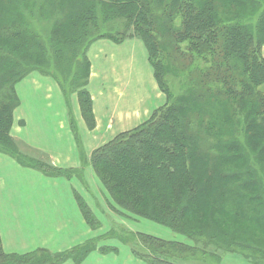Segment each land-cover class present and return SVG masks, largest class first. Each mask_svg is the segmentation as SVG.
I'll return each mask as SVG.
<instances>
[{"label":"trees","instance_id":"1","mask_svg":"<svg viewBox=\"0 0 264 264\" xmlns=\"http://www.w3.org/2000/svg\"><path fill=\"white\" fill-rule=\"evenodd\" d=\"M133 37L144 41L167 102L83 166L92 165L115 211L186 234L195 245L122 229L63 252L19 254L5 252L0 234V264H80L95 250L118 253L100 245L112 237L147 264H184L220 251L264 263V0H0V152L47 176L83 179L84 167H57L19 148L10 134L21 103L16 84L35 70L52 74L67 102L77 92L93 129L89 48L101 38ZM171 52L184 89L178 95L166 78ZM205 137L213 138L207 146ZM75 196L87 224L99 229L91 207Z\"/></svg>","mask_w":264,"mask_h":264},{"label":"crops","instance_id":"2","mask_svg":"<svg viewBox=\"0 0 264 264\" xmlns=\"http://www.w3.org/2000/svg\"><path fill=\"white\" fill-rule=\"evenodd\" d=\"M88 55L91 60L88 90L93 98L95 128L86 125L76 95L72 106L69 104L83 143L82 156L59 86L50 85L51 89L33 86L26 92L20 89L27 80L39 82L37 77H27L16 85L21 103L15 109L12 135L21 149L34 157L48 156L61 168L84 167L85 174L83 179L46 176L0 153V233L7 253H24L40 247L63 252L107 232L109 224L98 230L87 224L75 197L76 190L102 222L101 215L111 212L106 202L109 193L92 165L83 166V160L89 161L95 149L143 124L165 105L166 96L159 89L148 49L140 38H129L122 43L101 38L91 44ZM54 86L56 98L52 93ZM99 205L103 206V213L98 210ZM112 219L134 231L183 241L176 233H169L172 230L167 226L152 221L147 229L138 230L142 220L137 219L133 227L117 215ZM113 246H117L118 253L95 250L80 264H147L135 258L127 246ZM223 263L252 264L233 253H228ZM60 264L76 263L67 260Z\"/></svg>","mask_w":264,"mask_h":264},{"label":"rangeland","instance_id":"3","mask_svg":"<svg viewBox=\"0 0 264 264\" xmlns=\"http://www.w3.org/2000/svg\"><path fill=\"white\" fill-rule=\"evenodd\" d=\"M42 23H44V24H46V22L45 21H41ZM42 26V24L40 23L39 24V27H41ZM133 38H138L139 39V37H133ZM263 55H264V53H263ZM171 57H173V55H172V52H171ZM91 61V60H90ZM168 64L170 65V70L168 71V74H167V76H166V78H169V82H170V86H171V88H172V94L173 95H178V94H181L182 93V91L184 90L183 89V87H182V84H181V81H179L178 80V77H177V74H178V62H177V55H175L174 54V57L172 58V61L171 60H169V62H168ZM155 75V74H154ZM34 78V77H37V79H38V81H39V83H44V82H46V80L48 81V86L50 87V85H53V84H57L58 86H59V88L61 89V91H62V93H63V96H64V98H65V102H66V96H65V93H64V91H63V88L61 87V85H60V83H59V81L56 79V78H54L53 76H52V74H50V75H48V74H43V73H41V71H39V70H35V71H32L31 73H29L26 77H24L22 80H25L26 78ZM155 79H156V77H155ZM157 81V80H156ZM20 82V81H19ZM18 82V83H19ZM158 83V82H157ZM17 85V84H16ZM46 84H44V85H41V86H45ZM158 86H159V84H158ZM46 88H48V87H46ZM40 89H42L41 87H40ZM159 89H161L160 88V86H159ZM16 91H17V88H16ZM17 94H18V92H17ZM91 94V93H90ZM165 94V96H166V102H167V95H166V93H164ZM19 96V95H18ZM92 96V95H91ZM20 98V97H19ZM77 99H79V98H77ZM20 101H21V99H20ZM165 102V103H166ZM66 104H67V107H68V113H69V119H71V118H73L74 119V115H73V111H72V107L66 102ZM82 116H83V118H84V121H85V123H86V125L88 126V119L87 118H85V116L82 114ZM95 121L97 122V120H96V118H95ZM89 127V126H88ZM211 141H213V138L212 137H205V141H204V145L205 146H207L208 144H210L211 143ZM0 153H2V152H0ZM11 157V156H10ZM11 158H13V157H11ZM14 159V158H13ZM50 160V162L54 165V163L51 161V159H49ZM199 165H200V163H199ZM65 169V168H64ZM75 171H79V170H76V169H74ZM39 171V170H38ZM40 172V171H39ZM42 173V172H41ZM84 174H85V172H84ZM45 175V174H44ZM47 176V175H46ZM74 176H76V177H80V175L78 174V173H76L75 175H73L70 179H72ZM98 176V175H97ZM61 177H64V176H61ZM99 177V176H98ZM65 178H67V177H65ZM81 178V177H80ZM68 179V178H67ZM100 179V178H99ZM101 181V180H100ZM102 182V181H101ZM103 184V183H102ZM103 186H104V184H103ZM105 187V186H104ZM105 189H106V187H105ZM107 190V189H106ZM107 192H108V190H107ZM75 193H78V191H76L75 190ZM109 193V192H108ZM76 197V196H75ZM109 197H110V199H109V201H106L107 202V207L111 210V212H109V213H106V214H104L103 213V206L102 205H99L97 208H98V210L100 211V212H102L103 214L101 215V218L103 219V222L98 218V216H97V218L100 220V222H101V227L103 226V224L105 225V226H107L108 224L110 225V229H108V231L107 232H105V233H103V235L104 234H107L108 232H111V233H113L115 230L116 231H119V232H121L122 231V229H124V230H130V231H132V232H136V233H139V232H141V231H134V230H132V229H130L129 227H127L125 224H123V223H120V222H118V221H115V220H113L112 219V216H118V217H121V221L122 222H124L125 220H128L127 221V223L128 224H130L131 226H133V227H135L134 226V224H137L138 223V221L140 220H142V222L140 223V225H139V227H138V230H142V229H147V227H149V225H151V224H153L152 222H154V221H152L151 222V220L150 219H147V218H139V220H137L136 218H131V217H126V216H124V215H122L121 213H119V212H117V211H115L112 207H111V203L113 202L112 201V198H111V196H110V194H109ZM156 223V222H155ZM158 224V223H157ZM159 225H161V224H159ZM164 226V225H163ZM100 227V228H101ZM166 227V226H165ZM167 228H169V227H167ZM149 230H150V228H148ZM169 229H171V228H169ZM98 230V229H97ZM172 231H168L169 233H176V235H177V238L179 239V240H182L183 239V241H177V240H172V241H175V242H180V243H185V244H187V245H189V246H194L195 245V242H194V240L193 239H191L190 237H188L186 234H183V233H179V232H177V231H174L173 229H171ZM174 231V232H173ZM1 234V233H0ZM164 234H167V233H164ZM161 236H163V237H161ZM111 237H112V235H111ZM164 237H166V235H160V236H158V238H161V239H164V240H167V241H171V240H169V239H166V238H164ZM2 239V238H1ZM3 244V243H2ZM115 244H123V245H125V246H127L130 250H131V247H129L127 244H125L124 242H122L120 239H117V238H115V237H112V238H108V239H104V240H102L101 242H100V245H108V246H113V245H115ZM117 247V246H116ZM41 248V247H40ZM38 249V248H37ZM36 250V249H35ZM31 251H34V250H31ZM31 251H28V252H31ZM51 251V250H50ZM28 252H24V253H28ZM53 252V251H52ZM131 252H132V250H131ZM208 252H213L212 250H210V251H208ZM24 253H19V254H24ZM228 253H233V254H238V255H240V256H242L247 262H249V263H252V264H264V263H254L253 261H251V260H249V259H247L243 254H240V253H236V252H225V251H220V252H218V254L217 255H212L211 253H208L207 255H205V256H201L202 254H200V256H196V257H194V258H192V259H189L188 261H186V262H184V264H224L223 263V261H224V259H225V257H226V255H228ZM132 254H133V252H132ZM134 255V254H133ZM134 257L135 258H137L135 255H134ZM137 259H139V258H137ZM139 260H142V259H139ZM143 262H145L144 260H142ZM145 263H147V262H145Z\"/></svg>","mask_w":264,"mask_h":264},{"label":"bare ground","instance_id":"4","mask_svg":"<svg viewBox=\"0 0 264 264\" xmlns=\"http://www.w3.org/2000/svg\"><path fill=\"white\" fill-rule=\"evenodd\" d=\"M142 40V39H141ZM143 41V40H142ZM144 42V41H143ZM89 56V55H88ZM90 59V58H89ZM90 77H91V68H90ZM90 77H89V82H90ZM44 84H46L45 85V87H48V81L46 80V82H42V83H39V82H37V81H35V80H27V81H25L23 84H21L20 85V89H22L23 91H29V89L32 87L33 88V86H36V87H38V86H41V85H44ZM88 85H89V83H88ZM88 85H87V88H88ZM42 89H44V88H42ZM50 89H51V87H50ZM49 89V90H50ZM54 90H55V86L53 87V91H52V93H53V96H54V98H56L55 97V95H54ZM73 95H76L77 97H78V94H77V92H74V93H72L70 96H69V101L67 102V99H66V102L68 103V104H70L71 106H72V98H73ZM92 100H93V98H92ZM56 99H55V103H56ZM78 101H79V99H78ZM79 105H80V101H79ZM80 109H81V105H80ZM14 113H15V111H14ZM81 113H82V110H81ZM93 113H94V110H93ZM14 118V117H13ZM13 123H14V119H13ZM12 127H13V124H12ZM12 127H11V132H10V134H11V136L14 138V136L12 135ZM15 140H16V138H14ZM16 142H17V140H16ZM17 144H18V142H17ZM18 146H19V148L21 149V147H20V145L18 144ZM22 150V149H21ZM23 151V150H22ZM24 152V151H23ZM24 153H26V152H24ZM4 154H6V153H4ZM27 154V153H26ZM6 155H8V154H6ZM27 155H29V154H27ZM8 156H10V155H8ZM29 156H31V155H29ZM31 157H33V158H42V157H44V158H47V159H50L48 156H40V157H34V156H31ZM55 165V164H54ZM55 166H57V165H55ZM57 167H59V166H57Z\"/></svg>","mask_w":264,"mask_h":264}]
</instances>
